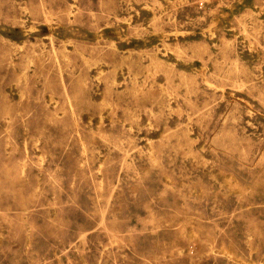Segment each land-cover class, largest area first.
I'll list each match as a JSON object with an SVG mask.
<instances>
[{"label": "rangeland", "instance_id": "1", "mask_svg": "<svg viewBox=\"0 0 264 264\" xmlns=\"http://www.w3.org/2000/svg\"><path fill=\"white\" fill-rule=\"evenodd\" d=\"M0 264H264V0H0Z\"/></svg>", "mask_w": 264, "mask_h": 264}, {"label": "bare ground", "instance_id": "2", "mask_svg": "<svg viewBox=\"0 0 264 264\" xmlns=\"http://www.w3.org/2000/svg\"><path fill=\"white\" fill-rule=\"evenodd\" d=\"M174 34H175V33H174ZM169 35H171V34H169ZM184 35H185V34H184ZM96 36H97V35H96ZM97 37H98V36H97ZM14 54H15V53H14ZM66 60H67V59H66ZM196 69H197V68H196ZM204 70H205V69H204ZM204 70H203V71H204ZM21 77H22V76H21ZM18 80H19V79H18ZM18 80H17V81H18ZM221 90H222V89H221ZM223 91H224V90H223ZM50 100H51V99H50ZM71 110H72V109H71ZM97 172H98V171H97ZM168 179H169V178H168ZM247 191H248V190H247ZM247 191H246V192H247ZM249 192H250V191H249ZM144 224H146V223H144ZM128 227H129V226H128ZM104 231H105V230H104ZM102 232H103V231H102ZM47 234H48V233H47ZM190 240H191V239H190Z\"/></svg>", "mask_w": 264, "mask_h": 264}]
</instances>
